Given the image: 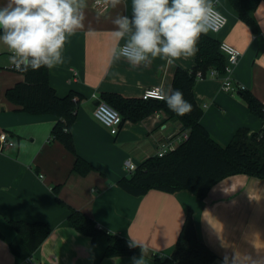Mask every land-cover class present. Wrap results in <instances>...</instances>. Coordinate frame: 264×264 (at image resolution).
Masks as SVG:
<instances>
[{"label":"crops","instance_id":"crops-1","mask_svg":"<svg viewBox=\"0 0 264 264\" xmlns=\"http://www.w3.org/2000/svg\"><path fill=\"white\" fill-rule=\"evenodd\" d=\"M95 0H86L83 29L69 36L62 49V63L50 69L51 85L59 96L71 91L82 95L72 134L78 154L95 169L82 175L73 171L75 155L51 137L58 121L53 115L18 110L6 90L25 77L14 68L7 46L0 42V264H21L10 242L15 237L11 220L44 222L52 232L31 259L35 264H133V257L155 264L154 256L170 257L189 209L193 210L199 239L215 254L211 264H264V179L234 174L215 184L201 199L189 190L169 193L152 189L143 196L125 191L119 181L129 177V163L139 166L156 155L160 143L177 138L183 126L164 110L147 118L123 123L119 133L93 115L105 93L141 98L147 88H172L177 68L192 69L195 55L168 63L150 58L134 65L119 54L125 39L113 35L108 17L132 14V0L98 19ZM8 0H0V7ZM228 17L227 26L212 35L237 47L242 56L233 73V85H242L264 103V0L252 13L256 29L240 19L228 0H211ZM195 98L203 108L202 124L227 145L241 127L257 132L263 121L248 107L240 90L223 89L221 76L210 74L195 84ZM15 142L5 146L1 135ZM181 142L178 144V146ZM67 204L93 217L109 233L125 237L146 251L106 257V236L82 234L68 220L69 210L56 200L55 188Z\"/></svg>","mask_w":264,"mask_h":264},{"label":"trees","instance_id":"trees-1","mask_svg":"<svg viewBox=\"0 0 264 264\" xmlns=\"http://www.w3.org/2000/svg\"><path fill=\"white\" fill-rule=\"evenodd\" d=\"M241 20L256 29L252 13L257 10L262 0H228ZM221 41L210 34H202L197 43L195 66L192 69L177 68L171 89L183 92L184 99L192 108L188 114L177 115L171 111L164 100L128 98L120 94L105 93L102 99L117 109L126 121L139 122L158 110H164L172 119L179 120L184 130L190 131L189 139L176 150L164 156L154 155L146 159L129 177L119 181V185L134 196H143L152 189L169 193L189 190L204 199L211 188L224 178L234 174H247L264 179V103L247 88L240 92L251 112L263 121V127L251 132L248 127H241L229 144L217 141L202 124L203 108L195 98V84L200 75L207 77L211 69H217L221 75L226 71L227 59L220 50ZM24 81L6 90V98L17 106L18 110L38 115H53L58 118L51 137L61 142L75 157L73 171L88 174L95 167L81 157L75 146L72 127L82 95L76 91L66 96H59L51 85L50 69L22 72ZM123 125V124H122ZM57 202L69 210L68 220L77 231L96 240L108 238L106 257L134 255L142 253V246L130 242L125 237L109 233L98 225L88 214L65 203L59 196V187L55 188ZM15 237L10 248L21 264L32 259L36 251L52 232L48 223L11 220ZM0 236L4 235L0 232ZM132 245V246H130ZM216 254L203 243L197 234L193 210L189 209L181 229L178 242L170 257L154 256L155 264H211Z\"/></svg>","mask_w":264,"mask_h":264},{"label":"clouds","instance_id":"clouds-1","mask_svg":"<svg viewBox=\"0 0 264 264\" xmlns=\"http://www.w3.org/2000/svg\"><path fill=\"white\" fill-rule=\"evenodd\" d=\"M95 2L107 11L109 6L117 8L122 0ZM86 7V0H8L0 7V42L12 53L11 64L26 72L62 63L67 38L85 26ZM131 7V16L108 18L115 37L123 40L130 34L114 59L123 57L134 65L148 64L156 57L172 63L182 56H194L200 36L214 28L211 0H132ZM102 15V11L97 12L98 19ZM158 98L177 115L191 111L179 89H169ZM132 259L133 264H146L143 255Z\"/></svg>","mask_w":264,"mask_h":264},{"label":"built area","instance_id":"built-area-1","mask_svg":"<svg viewBox=\"0 0 264 264\" xmlns=\"http://www.w3.org/2000/svg\"><path fill=\"white\" fill-rule=\"evenodd\" d=\"M94 6L97 10L100 12H106L103 10V5H97L94 1ZM214 6V15L212 18V23L214 25L213 29H210L209 31L212 33H219L221 32L228 24V17L221 12L215 5ZM109 9V7H108ZM107 9V10H108ZM125 47L124 45L120 46L119 52ZM221 52L225 55L227 59V65H226V71L223 75L219 73L217 69H211L210 74L213 76H221L223 79V89L226 91H233L237 92L240 89H245L242 85H233V73L236 65L239 63L242 52L235 47L234 45L230 44L226 41H221L220 45ZM16 69V67L14 66ZM199 78H204L200 75ZM164 93L163 88L161 86H153L150 88H147L142 97L144 99L154 98L159 99L158 96L160 94ZM93 97L97 99V103L93 110V115L100 120L105 126H107L111 133L114 135H117L122 127L123 124V117L121 113L113 108L111 105H109L105 100L100 98V96L95 93L93 94ZM163 100V99H160ZM190 136L189 130H183L180 132L177 138H171L166 139L160 143V147L156 153L158 156H164L167 153L176 150L184 141L188 140ZM2 142L5 146L13 147L15 145V142L11 140L8 135L4 132L1 135ZM181 142V144L178 146V144ZM137 166L134 164L129 163L128 170L135 171ZM27 264H35L31 259L26 261Z\"/></svg>","mask_w":264,"mask_h":264}]
</instances>
